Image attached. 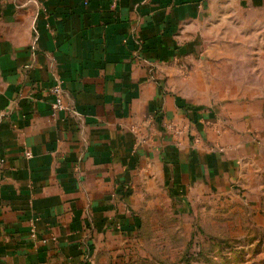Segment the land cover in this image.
I'll list each match as a JSON object with an SVG mask.
<instances>
[{"label":"crops","instance_id":"crops-1","mask_svg":"<svg viewBox=\"0 0 264 264\" xmlns=\"http://www.w3.org/2000/svg\"><path fill=\"white\" fill-rule=\"evenodd\" d=\"M223 1L0 0V264H78L171 194L218 195L242 178L256 141L205 127L218 108L181 103L170 62Z\"/></svg>","mask_w":264,"mask_h":264},{"label":"rangeland","instance_id":"rangeland-1","mask_svg":"<svg viewBox=\"0 0 264 264\" xmlns=\"http://www.w3.org/2000/svg\"><path fill=\"white\" fill-rule=\"evenodd\" d=\"M222 3V8L208 7L223 15L212 18L207 33H192L185 39L189 43L176 48L170 61L174 86L193 113L194 108H218L216 124L209 121L205 127L215 128L219 136L241 131L243 139L256 141V150L246 156L251 165L247 162L242 178L222 194L191 201L171 194L159 208L143 212L138 231L95 240L94 251L85 248L76 263L264 264V1ZM253 112L263 119L248 121ZM170 130L176 132V126ZM202 137L195 132L193 144Z\"/></svg>","mask_w":264,"mask_h":264},{"label":"built area","instance_id":"built-area-1","mask_svg":"<svg viewBox=\"0 0 264 264\" xmlns=\"http://www.w3.org/2000/svg\"><path fill=\"white\" fill-rule=\"evenodd\" d=\"M50 92H51V94L54 97V102L52 104V109L54 111H59V110L64 109V107H65L64 106V97H63V89H62L61 85L59 83L53 85L50 88ZM25 154H26V157L27 158L33 157L32 152L29 151V150L26 151ZM118 227H121L120 224H118ZM29 234H30V237H32L33 239H39L38 228H37L34 220H32ZM40 241L42 243H48L50 241L51 242H54V243H57L58 242V238L56 236H50L49 238L42 237V238H40Z\"/></svg>","mask_w":264,"mask_h":264},{"label":"trees","instance_id":"trees-1","mask_svg":"<svg viewBox=\"0 0 264 264\" xmlns=\"http://www.w3.org/2000/svg\"><path fill=\"white\" fill-rule=\"evenodd\" d=\"M146 50H149V47H147L146 48ZM141 226H142V221L141 220H139L137 217H134V223H133V225H132V229H131V227L129 226V227H127V229H130L132 232H136V231H138L140 228H141ZM124 229H125V227H124ZM126 230V229H125ZM93 244H90V251L92 252L93 250ZM90 251L88 250V252L90 253ZM81 264H90V262H85V263H81Z\"/></svg>","mask_w":264,"mask_h":264}]
</instances>
